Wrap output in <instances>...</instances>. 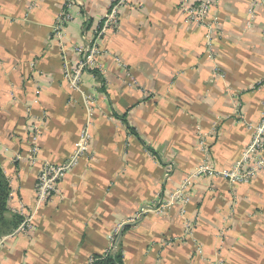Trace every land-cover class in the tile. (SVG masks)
<instances>
[{"label": "crops", "instance_id": "obj_1", "mask_svg": "<svg viewBox=\"0 0 264 264\" xmlns=\"http://www.w3.org/2000/svg\"><path fill=\"white\" fill-rule=\"evenodd\" d=\"M66 1L0 0V165L11 213L21 203L34 222L31 235L3 241L0 264H96L117 225L123 264H264V174L246 185L197 179L184 214L179 205L155 211L158 196L202 161L201 138L218 170L249 144L247 124L264 103V9L248 25L252 0H217L209 55L205 28L185 21L179 0H135L101 41L100 70L84 73L77 91L63 79L64 61L75 65L74 47L111 0H79L61 45L51 27ZM83 95L94 103L88 154L35 208L31 120L44 117L42 159L63 164L88 119Z\"/></svg>", "mask_w": 264, "mask_h": 264}, {"label": "built area", "instance_id": "obj_2", "mask_svg": "<svg viewBox=\"0 0 264 264\" xmlns=\"http://www.w3.org/2000/svg\"><path fill=\"white\" fill-rule=\"evenodd\" d=\"M78 2L79 0H67L51 27L55 39L61 45L63 42L64 28L73 19L70 10L75 6H79ZM133 2H135V0H111L107 12L101 19L92 25L90 37L88 39L86 38L81 45L74 47V52L78 58L77 62L72 67H69L66 61H64L63 64V79L70 89L80 91L79 87L81 85L82 75L87 72L100 70L98 58L103 54L100 43L106 35L113 34L117 31L119 27L120 10L131 5ZM216 3L217 0H201L196 3L191 0H179L177 4L178 11L183 14L187 23H194L205 28V49L209 55H212L213 43L220 34L217 22L214 19L209 20L210 10ZM258 6L264 9V0L251 1V7L248 10V25L254 20V10ZM116 62L120 64L118 59H116ZM216 72H219V69H216ZM221 76H224L223 73H221ZM259 85H261V82L256 86ZM82 98L86 105L88 119L79 131L73 153L63 164H53L46 159H42L39 140L43 134L44 117L41 115L33 117L31 120L29 126V148L26 159L31 166H36L40 163L36 184L35 208L41 207L59 193V182L68 171L77 165L80 157L88 151L89 141L91 139V115L94 103L89 97L83 95ZM237 117L238 119H242L239 115H237ZM247 128L251 132L249 144L240 158L228 170H218L211 166L206 142L201 138L199 141V148L203 153L202 161L197 168L181 182L180 186L175 191L167 194L164 200L162 197L158 196L159 207H157L155 211L162 212L165 209L179 205L181 207V214H184V207L190 201L188 195L191 186L197 179H222L230 184L246 185L256 177L264 174V103L259 113L258 122L254 125L247 124ZM146 212L147 211L142 209L131 222L134 223L140 220L142 215ZM14 214L20 216L22 221L11 234L0 238V245L9 237L17 235L29 236L34 232L33 214L27 212L23 204L19 203L18 208L14 210ZM121 229L122 225H119V228L111 236H115ZM185 232L187 234L189 233L187 224H185ZM197 252L200 254V249H197Z\"/></svg>", "mask_w": 264, "mask_h": 264}, {"label": "trees", "instance_id": "obj_3", "mask_svg": "<svg viewBox=\"0 0 264 264\" xmlns=\"http://www.w3.org/2000/svg\"><path fill=\"white\" fill-rule=\"evenodd\" d=\"M10 195V183L0 165V238L11 234L22 221L20 216L11 213L9 209ZM93 260L96 264H123L122 254L116 244H114L110 251L103 254V256L93 257Z\"/></svg>", "mask_w": 264, "mask_h": 264}, {"label": "rangeland", "instance_id": "obj_4", "mask_svg": "<svg viewBox=\"0 0 264 264\" xmlns=\"http://www.w3.org/2000/svg\"><path fill=\"white\" fill-rule=\"evenodd\" d=\"M90 142H91V139H90V141H89V147H90ZM77 143V142H76ZM76 147V146H75ZM88 151H89V148H88ZM88 151H87V153L86 154H84L83 156H85V155H87L88 154ZM69 172V171H68ZM37 184V183H36ZM47 203V202H46ZM46 203H44V204H46ZM119 228V225H117V227H116V229L113 231V233L111 234V235H113L114 234V232L117 230ZM120 231V230H119ZM119 231L117 232V234L115 235V236H110V238H109V247H108V249H107V251H110L111 250V248H112V246H114V244L116 243L117 244V237H118V235H119ZM114 240V241H113ZM106 251V252H107ZM115 252V251H114ZM113 253V252H112ZM91 261H94L93 259H91Z\"/></svg>", "mask_w": 264, "mask_h": 264}]
</instances>
